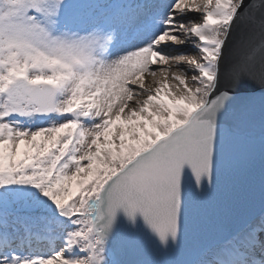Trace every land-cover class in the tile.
Masks as SVG:
<instances>
[{
  "label": "snow or ice",
  "instance_id": "snow-or-ice-1",
  "mask_svg": "<svg viewBox=\"0 0 264 264\" xmlns=\"http://www.w3.org/2000/svg\"><path fill=\"white\" fill-rule=\"evenodd\" d=\"M0 264H264V0H0Z\"/></svg>",
  "mask_w": 264,
  "mask_h": 264
},
{
  "label": "water",
  "instance_id": "water-1",
  "mask_svg": "<svg viewBox=\"0 0 264 264\" xmlns=\"http://www.w3.org/2000/svg\"><path fill=\"white\" fill-rule=\"evenodd\" d=\"M257 181H258V170H257ZM257 194H258V185H257Z\"/></svg>",
  "mask_w": 264,
  "mask_h": 264
}]
</instances>
